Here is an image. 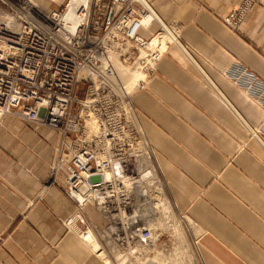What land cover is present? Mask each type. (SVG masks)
<instances>
[{
    "label": "crops",
    "instance_id": "0c3cea01",
    "mask_svg": "<svg viewBox=\"0 0 264 264\" xmlns=\"http://www.w3.org/2000/svg\"><path fill=\"white\" fill-rule=\"evenodd\" d=\"M147 1L180 27L181 46L171 43L131 95L168 199L201 234L202 264H264V145L249 132L264 107L225 74L245 69L264 83V4L231 31L220 16L240 0ZM58 138L38 121L2 119L0 264H110L79 224L65 225L76 205L48 182ZM84 210L97 229L101 217Z\"/></svg>",
    "mask_w": 264,
    "mask_h": 264
},
{
    "label": "built area",
    "instance_id": "2783aa9c",
    "mask_svg": "<svg viewBox=\"0 0 264 264\" xmlns=\"http://www.w3.org/2000/svg\"><path fill=\"white\" fill-rule=\"evenodd\" d=\"M263 4L240 0L220 20L238 31ZM179 34L180 27L163 23L147 0H66L46 10L30 0H0V124L13 115L52 128L59 138L48 182L59 184L76 205L66 227L79 224L80 236L94 235L143 260L155 230L149 201L135 186L145 171L154 183L151 172L158 170L130 88L144 84L171 43L181 46ZM119 66L141 77L130 85ZM225 74L264 107V83L257 76L237 68ZM249 132L264 145V118ZM87 206L104 216L101 233Z\"/></svg>",
    "mask_w": 264,
    "mask_h": 264
},
{
    "label": "rangeland",
    "instance_id": "374dc122",
    "mask_svg": "<svg viewBox=\"0 0 264 264\" xmlns=\"http://www.w3.org/2000/svg\"><path fill=\"white\" fill-rule=\"evenodd\" d=\"M30 1L36 7H38L41 10L52 9V8L55 9V7L49 6L48 3H46V2L41 3V2H38L36 0H30ZM128 83H130V85L133 84V82H128ZM80 88H81V91H79L77 94L78 98H81L83 96V90L85 88V85L80 86ZM130 89H131V92L135 90L134 88H130ZM73 111L76 112V106L74 107ZM156 171H157V169H156ZM157 176L160 177V175L158 173H157ZM161 187L163 188L165 195L167 197H169L166 186L164 185L163 182H162ZM167 202H169V204H170L172 214L169 215L168 212L166 214L167 208L165 210L159 211L158 215L154 216V217H156V219H154V217H153V220H155V226H157L159 222H164V223L166 222L165 223V225H166L167 224L166 219H168V216H169V217H171V219L173 221L177 220L179 223H181V226H182V229L184 230V235H185V238L187 241L182 242L183 239L182 240H181V238L179 239V237L174 235V233L170 229L163 230L161 228H156L157 229L156 233L159 234L158 240L155 243H153V245H151L150 248L146 247V250H144L145 254H144V260H143L141 258H137L136 253L131 254L130 252H129L130 256L127 255L126 258L122 259V257L121 258L119 257V251L114 252L113 246H112L113 247L112 248L109 245V243H104L102 241V239L97 237L102 250L104 251V253H106V256H107L106 260L110 264H141L142 262L148 263L150 260L152 261L155 254H157L158 252L165 259L163 261V264L165 262H166L165 264H185V263L186 264H202L199 253H197L196 254L197 256L195 255V257L192 258L191 260L188 259V255H190L191 251H193V249L195 251V249H197L196 247L201 243V240H200L201 234L200 233L198 234V232H197L195 226L192 224V222L187 221L183 214L178 212L174 206H173L174 208L172 207L169 199ZM94 222L96 223V225L98 227L97 228V231H98V229H100L99 226L101 224L103 226V222L100 219L98 221L94 220ZM185 244H187L186 245L187 249L184 248ZM90 245L93 247L92 243H90ZM189 247H191V248H189ZM94 249H97V248H94ZM123 255H125V254H123ZM195 259H196V261H195Z\"/></svg>",
    "mask_w": 264,
    "mask_h": 264
},
{
    "label": "bare ground",
    "instance_id": "6f19581e",
    "mask_svg": "<svg viewBox=\"0 0 264 264\" xmlns=\"http://www.w3.org/2000/svg\"><path fill=\"white\" fill-rule=\"evenodd\" d=\"M118 72H119V74L123 77V79H125L127 82H135L136 81V79L137 78H139V77H141V74L140 73H137L136 71L134 72V71H128V69L127 68H124V67H121V66H119L118 68ZM154 171V170H153ZM152 173H154L155 175H152ZM150 174H149V171H145L144 172V174L141 176V178L139 179V181H138V183H137V185L135 186V188H136V191L138 192V193H142V194H144L145 195V198H146V200H148L149 201V203H148V205H147V207L150 209V211H151V216H152V219H153V217L155 216V215H158V213H159V211H162V210H165L166 208V214H167V212L169 213V215H171L172 214V211H171V207H170V204H169V202H167L168 201V197L165 195V193H164V191H163V188L161 187V185H162V180H161V178L160 177H158L157 175H156V173H155V171L154 172H151V177H154V178H156L155 180H154V183L152 182V180L150 179V180H147V177L149 176ZM145 182V184L143 185V187H145L144 189V191L142 192V189H141V186H140V184H141V182ZM87 207H90V208H92L100 217H101V219H102V221H103V226L102 227H100L101 229L104 227V223H105V219H104V216L101 214V213H99L98 211H96L92 206H87ZM87 207H85L84 209H86ZM154 219H156V217H154ZM166 219V218H165ZM185 219L187 220V221H189V219L188 218H186L185 217ZM154 222H153V228H154V236H153V243H155L157 240H158V236H159V234L158 233H156V228H161V229H163V230H165V229H170L173 233H174V235H176V236H178L179 237V239L181 238V240H182V242L184 241V242H186L187 240H186V238H185V235H184V230L182 229V226H181V223H179L177 220H175V221H173L172 219H171V217H169L168 216V219H166V221H167V224L165 225V223L164 222H159L158 223V225L157 226H155V220H153ZM95 227V226H94ZM96 228V227H95ZM99 230V233H101L102 232V230ZM94 236V235H93ZM93 236L90 234L89 236H87V237H83V236H80L79 235V237L81 238V240L82 241H84V242H86V244L87 245H89L90 246V243H92V245H93V247L94 248H97V249H95L96 251H97V253H99V254H103V252H102V250H101V246H100V244H99V241L97 240V238L94 236V238H93ZM92 237V238H91ZM90 238V239H89ZM90 240H94L93 242H89ZM97 243V244H96ZM153 243L151 244V245H153ZM181 244V243H180ZM183 244V243H182ZM150 245V246H151ZM186 245L187 244H185V247L184 248H186ZM149 246V247H150ZM189 246V245H188ZM91 247V246H90ZM148 247V248H149ZM114 248H116V247H114ZM189 248H191V247H189ZM197 248V247H196ZM116 249H119V248H116ZM143 249V248H142ZM187 249V248H186ZM93 250V249H92ZM94 250V251H95ZM99 250H100V252H99ZM121 252H123V249H119ZM144 250H146V247L143 249V252H144ZM148 250V249H147ZM189 250V249H188ZM187 250V251H188ZM193 251H194V249H193ZM193 251H191V253H190V255H188V259H192V258H194L195 257V255L198 253V251H197V249H195V251L193 252ZM197 251V252H196ZM121 252H119L120 253V255H119V257L121 258L122 257V259L123 258H126V256L127 255H129V253H121ZM178 253V252H177ZM123 254H125V255H123ZM122 255V256H121ZM125 256V257H124ZM130 256V255H129ZM197 256V255H196ZM118 257V258H119ZM179 257V256H178ZM190 257V258H189ZM121 260V259H120ZM165 259L160 255V253L158 252L157 254H155V256H154V258L152 259V261L150 260L148 263H141V264H163V261H164ZM124 261V260H123ZM162 261V262H161ZM188 261V260H187ZM195 261H196V259H195ZM166 263V262H165ZM164 263V264H165ZM186 264V263H185Z\"/></svg>",
    "mask_w": 264,
    "mask_h": 264
}]
</instances>
